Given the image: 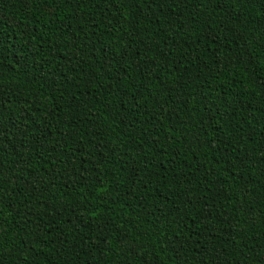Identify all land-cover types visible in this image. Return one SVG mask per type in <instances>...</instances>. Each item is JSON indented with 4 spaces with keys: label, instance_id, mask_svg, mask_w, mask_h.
<instances>
[{
    "label": "trees",
    "instance_id": "trees-1",
    "mask_svg": "<svg viewBox=\"0 0 264 264\" xmlns=\"http://www.w3.org/2000/svg\"><path fill=\"white\" fill-rule=\"evenodd\" d=\"M0 264H264V0H0Z\"/></svg>",
    "mask_w": 264,
    "mask_h": 264
}]
</instances>
